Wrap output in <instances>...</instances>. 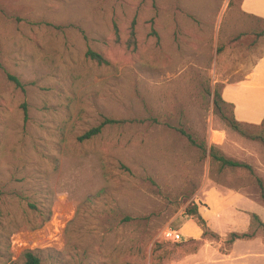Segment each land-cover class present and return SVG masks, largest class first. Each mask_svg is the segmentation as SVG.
<instances>
[{
    "label": "rangeland",
    "instance_id": "1",
    "mask_svg": "<svg viewBox=\"0 0 264 264\" xmlns=\"http://www.w3.org/2000/svg\"><path fill=\"white\" fill-rule=\"evenodd\" d=\"M263 50L264 20L241 0H0V264L27 249L42 264H188L229 249L240 208L208 191L261 210L264 142L229 125L215 91ZM105 117L128 122L78 139ZM213 145L253 172L222 167Z\"/></svg>",
    "mask_w": 264,
    "mask_h": 264
},
{
    "label": "crops",
    "instance_id": "2",
    "mask_svg": "<svg viewBox=\"0 0 264 264\" xmlns=\"http://www.w3.org/2000/svg\"><path fill=\"white\" fill-rule=\"evenodd\" d=\"M241 8L247 14L264 19V0H241ZM222 96L225 101L233 103L235 117L239 121L254 124H260L263 121L264 50L255 64L245 71L241 78L224 83ZM208 192V196L212 200L216 199L226 205L232 203L239 206L240 210L236 216L237 232H244L249 229L251 213H257L264 222V207H261V210L252 208L255 200L242 192L221 193V196H217L213 189ZM262 205L264 206V204ZM186 225L184 224L182 228L185 229ZM194 255L195 258L188 264H264V233L258 232L250 238H238L231 242L229 249L219 252V254L199 251Z\"/></svg>",
    "mask_w": 264,
    "mask_h": 264
},
{
    "label": "trees",
    "instance_id": "3",
    "mask_svg": "<svg viewBox=\"0 0 264 264\" xmlns=\"http://www.w3.org/2000/svg\"><path fill=\"white\" fill-rule=\"evenodd\" d=\"M262 20H264V19H262ZM131 34L135 35L134 24L132 25ZM87 56L90 57L92 60L96 61L98 64H108L109 63L108 59L105 58V56L102 53L95 51L93 49H88ZM9 78L11 80L15 81L17 85L21 86V82L18 79V77H16L13 74H9ZM214 102H215L216 106H219V104L221 102H223L224 104L231 105L233 107L232 115H230L229 117H226L229 125L233 129H235L236 131H238L242 135L248 136L252 139H260L264 142V119L260 124H258V127L260 128V132L257 134H255L254 132L251 133L249 131V127H250V125H253L254 123L250 124L249 122L239 121L235 117L233 103L225 101L223 99L222 93H220L218 90L215 91ZM24 108H25V114L27 116L26 105H24ZM127 122H128V120H126V119H115V118H111V117H105L101 121V123H99L96 126L91 127L90 129L85 131L83 134L78 136V139L80 141L89 140V139L95 137L96 135L100 134L102 132L103 128L107 125L122 126L123 124H125ZM183 132L186 134V136L188 137L189 141L192 144H194V145L202 148L204 151H206L207 147H206L205 143H203V142L199 143L196 141V139L193 138V136L190 133H187L185 131H183ZM210 155H211L212 159L214 161L219 162L222 167H229L230 166V167H234V168L235 167L245 168V169H248L251 172H253V168H252V166H250V164H248L244 161H240V160H236V159H232L230 157H227L225 154L220 153L218 151V149L216 148V146H214V145L211 146V148H210ZM257 184L259 186L260 197H261V199L264 200V181L260 177L257 178ZM190 214L194 215V217L197 219L198 223L202 226V228L204 230L203 235H207L211 232L212 234H215L217 236V234L214 233L213 231H211V229L208 227L207 222H206L205 218L203 217V215L198 210V207H194V209H192L190 211ZM260 230L264 233V222L262 221V219L260 218V216L257 213H251V222H250L249 229L247 231H244V232H237V231L231 232L229 234V238L227 239V242L231 244V242H234L238 238L253 237ZM22 257H23V261L20 262L19 264H42V259L36 250L27 249L23 253Z\"/></svg>",
    "mask_w": 264,
    "mask_h": 264
},
{
    "label": "built area",
    "instance_id": "4",
    "mask_svg": "<svg viewBox=\"0 0 264 264\" xmlns=\"http://www.w3.org/2000/svg\"><path fill=\"white\" fill-rule=\"evenodd\" d=\"M166 234L169 235L174 241H181L183 239V234L178 229H169Z\"/></svg>",
    "mask_w": 264,
    "mask_h": 264
}]
</instances>
